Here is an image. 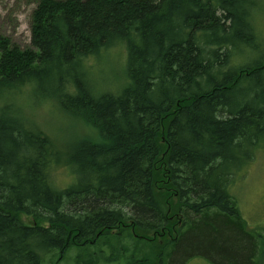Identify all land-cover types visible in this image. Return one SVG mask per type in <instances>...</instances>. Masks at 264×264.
Here are the masks:
<instances>
[{
	"label": "trees",
	"instance_id": "obj_1",
	"mask_svg": "<svg viewBox=\"0 0 264 264\" xmlns=\"http://www.w3.org/2000/svg\"><path fill=\"white\" fill-rule=\"evenodd\" d=\"M258 5L37 0L29 47L0 35V264L101 242L120 246L125 264H182L191 253L260 263L264 235L230 194L264 146ZM115 49L123 76L98 91L91 61ZM15 98L53 100L94 135L61 152ZM60 165L72 177L62 186L51 179Z\"/></svg>",
	"mask_w": 264,
	"mask_h": 264
},
{
	"label": "rangeland",
	"instance_id": "obj_2",
	"mask_svg": "<svg viewBox=\"0 0 264 264\" xmlns=\"http://www.w3.org/2000/svg\"><path fill=\"white\" fill-rule=\"evenodd\" d=\"M36 5L37 0H0V35L8 37L12 43L21 48L29 47L31 41V14ZM258 8H260V11L256 19V32L262 42L261 48L264 49V0H259ZM116 50H111L102 57L91 61L93 84L98 91L109 90L112 86L111 83H119L120 78L123 76L120 63L124 62V52L120 51L116 55ZM248 60L244 59V61ZM13 101L23 107L26 120L40 127L54 139L57 149L61 152L68 149L73 141L84 136L94 135L89 127L65 114L53 100L42 99L35 102L30 98L27 100L15 98ZM4 102L1 101L0 106ZM51 179L57 185L62 186L70 181L72 177L66 167L60 165L51 170ZM230 194L234 198L240 213L248 222V226L253 229L259 239L260 235H264V146L254 151L250 163L244 166L240 173L235 176V180L230 186ZM21 219L27 224L31 223L29 216L21 215ZM43 225H47V223H43ZM112 241L114 243V240ZM122 242L129 244L131 241L123 239ZM119 247L115 244L109 246L105 242L88 247L75 246L69 248L60 260L57 251L49 253L44 257L43 264H75L80 254H82L80 259L93 258L95 264H125L123 259H119L120 254L116 253ZM89 252L91 255L87 257L86 253ZM113 255H116L119 260L111 259ZM189 255L188 259L182 264H213L203 254L191 253ZM174 260V264H177L178 259L175 258ZM259 262V264H264V251Z\"/></svg>",
	"mask_w": 264,
	"mask_h": 264
}]
</instances>
